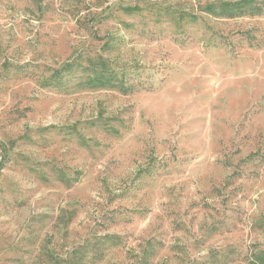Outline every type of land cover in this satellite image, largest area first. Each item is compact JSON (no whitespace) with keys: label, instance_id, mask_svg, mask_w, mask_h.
I'll use <instances>...</instances> for the list:
<instances>
[{"label":"rangeland","instance_id":"1","mask_svg":"<svg viewBox=\"0 0 264 264\" xmlns=\"http://www.w3.org/2000/svg\"><path fill=\"white\" fill-rule=\"evenodd\" d=\"M213 1L0 0V264H256L264 14L213 19ZM84 51L142 88L46 85Z\"/></svg>","mask_w":264,"mask_h":264},{"label":"trees","instance_id":"2","mask_svg":"<svg viewBox=\"0 0 264 264\" xmlns=\"http://www.w3.org/2000/svg\"><path fill=\"white\" fill-rule=\"evenodd\" d=\"M150 3L128 5L122 8L125 16H142L145 11L153 10ZM163 17H169L175 23L183 21L196 23L201 17L174 7H165ZM203 11L210 18L218 20H233L244 16H260L264 14V0H215L205 6ZM127 29L130 27L124 24ZM103 46L104 51L113 52L122 43L118 37L107 36ZM135 63H120L103 54L80 52L71 61L55 70L46 80V85L73 90H117L123 94L133 93L142 88L141 82H136L135 75L141 71ZM112 239L111 236L108 237ZM256 264H264V252L255 255ZM144 264H148L145 262Z\"/></svg>","mask_w":264,"mask_h":264}]
</instances>
